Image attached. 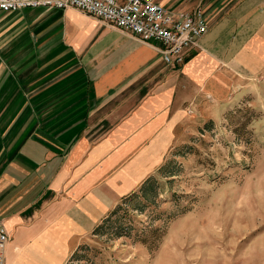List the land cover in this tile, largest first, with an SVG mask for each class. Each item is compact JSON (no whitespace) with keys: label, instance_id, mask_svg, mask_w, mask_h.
<instances>
[{"label":"crops","instance_id":"crops-1","mask_svg":"<svg viewBox=\"0 0 264 264\" xmlns=\"http://www.w3.org/2000/svg\"><path fill=\"white\" fill-rule=\"evenodd\" d=\"M156 1L174 13L200 8L207 19L178 66L77 8L20 9L26 17L15 41L62 51L63 62H13L12 77L0 62V101H11L0 107L11 119L0 123L5 264H60L161 162L189 110L207 113L264 73V0ZM42 91L62 101L26 105ZM41 112L44 122L35 117Z\"/></svg>","mask_w":264,"mask_h":264},{"label":"rangeland","instance_id":"rangeland-1","mask_svg":"<svg viewBox=\"0 0 264 264\" xmlns=\"http://www.w3.org/2000/svg\"><path fill=\"white\" fill-rule=\"evenodd\" d=\"M24 17L0 11V62L10 77L13 62H63L62 51L15 41ZM26 101L46 108L62 100L42 91ZM212 106L183 116L161 162L60 264H264V73ZM19 117L29 122L25 111Z\"/></svg>","mask_w":264,"mask_h":264},{"label":"built area","instance_id":"built-area-1","mask_svg":"<svg viewBox=\"0 0 264 264\" xmlns=\"http://www.w3.org/2000/svg\"><path fill=\"white\" fill-rule=\"evenodd\" d=\"M74 7L124 29L140 41L151 43L162 59L173 66L184 62L186 50L207 31L202 9L174 13L156 0H0V11L23 8ZM10 235L0 223V264Z\"/></svg>","mask_w":264,"mask_h":264}]
</instances>
